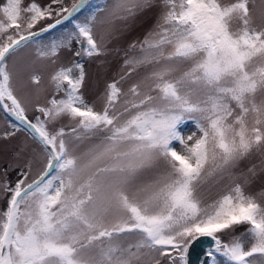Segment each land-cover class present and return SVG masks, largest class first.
<instances>
[{"label":"snow or ice","instance_id":"snow-or-ice-1","mask_svg":"<svg viewBox=\"0 0 264 264\" xmlns=\"http://www.w3.org/2000/svg\"><path fill=\"white\" fill-rule=\"evenodd\" d=\"M161 3L168 8L161 23L129 46L140 55L127 57L122 74L106 82L102 110L81 93L82 59L51 76L63 95L45 103L34 66L55 62L74 42L76 58L105 55L117 22L135 19L155 0L0 3V110L15 121L7 119L0 139L26 136L3 169L7 177L23 161L19 178L0 182L10 194L0 212V264H189L201 238L210 241L202 264L264 257V207L241 184L208 203L200 195L264 149V102L255 101L264 90V28L251 26L248 0ZM235 19L242 22L236 31ZM66 23L71 28L55 34ZM42 34L50 35L46 43ZM133 76L127 89L119 86ZM63 118L75 123L56 127ZM189 125L196 131L185 137ZM34 166L42 170L29 182ZM244 224L249 249L243 238L222 241L221 233Z\"/></svg>","mask_w":264,"mask_h":264},{"label":"rangeland","instance_id":"rangeland-1","mask_svg":"<svg viewBox=\"0 0 264 264\" xmlns=\"http://www.w3.org/2000/svg\"><path fill=\"white\" fill-rule=\"evenodd\" d=\"M4 0H0V3ZM36 3L41 6L50 3V0H35ZM65 4L70 6L72 0H64ZM94 3L103 2V0H93ZM110 2V0H109ZM179 3V0H176ZM222 6H228L231 3L237 2V0H218ZM30 3V0H23V4L26 6ZM154 7L140 13L133 20L127 22H117L116 28L118 34L115 37L106 38V52L105 55L100 57H81L76 58L73 56V52L76 50L75 42L73 43L72 51L67 49L61 50L59 55L54 58L55 62L52 60H41L34 66L35 74L41 77V87L44 89L43 93L39 97L41 103H45L47 99L51 98L54 94L57 98H60L63 93H56L55 85L51 81V76L60 68L68 67L76 59H82L84 62V70L86 73L85 81L83 87L81 88V93L87 103L94 105L96 110H102L103 100L100 98L101 94L104 92L106 82H110L113 79H117L119 75L122 74V65L124 60L130 56L140 55L139 48H129L134 42L139 45L146 35L153 31L156 26L161 23L163 13L168 10L167 5H162L161 0H155ZM248 7L251 16V26L257 28L258 30L264 28V0H248ZM55 17L52 19H46L43 22L36 25L33 29L38 30L45 27L49 23L54 22ZM231 27L234 31L239 30L242 27V22L239 19L232 21ZM71 28V24L66 23L63 27L58 26L55 30V34H59L61 31H66ZM95 38L100 40V30L98 29L95 33ZM154 39L157 37H153ZM50 39L49 34H42L40 37L41 42L46 43ZM253 67L260 66L259 63H254ZM126 71V69H124ZM144 69H141L142 73ZM137 76H133L130 80L122 82L119 86L122 89H127L128 85ZM19 94V93H18ZM35 99V98H33ZM255 101L257 104L264 102V90H258L255 94ZM27 107V115L29 119H34L37 115L31 106ZM7 119L13 118L7 117ZM6 119V113L0 110V133H3L8 129V123ZM75 121H70L67 118H63L55 122L56 127H68L74 124ZM53 125H49L50 129ZM183 135L187 137L191 132L196 131L194 127L189 125L186 128H182ZM197 135L199 133L197 132ZM26 139L24 133H17L14 138H9L7 140L0 139V182L7 179L11 184H15L18 177V172L20 167H23V161H20V167H13L8 169L7 177L3 176V169L7 166L8 162L13 159V153L19 143ZM31 143L30 140L27 141ZM177 150L180 151V145H176ZM254 168L255 175L249 172V169ZM27 171V169H25ZM42 170L39 167L34 166L31 173L28 176V181L35 179L39 171ZM247 180V182H246ZM236 183L241 184L245 191V194L252 195L257 202L264 207V149L260 152L253 151L249 156L242 159L238 164L232 169V176H225V178L219 183L213 185L212 187L205 186L200 195L206 203L217 199L219 196L225 194L230 187H234ZM10 195V194H8ZM8 195H5L2 190H0V212H2L7 203ZM248 228L247 224L235 226L232 230H226L221 233V239L224 242H230L231 238H243L245 250L249 249L252 241L247 237L243 236ZM250 260H256L257 264H260L264 257H260L258 254L254 257L249 258ZM164 264V261H161Z\"/></svg>","mask_w":264,"mask_h":264},{"label":"water","instance_id":"water-1","mask_svg":"<svg viewBox=\"0 0 264 264\" xmlns=\"http://www.w3.org/2000/svg\"><path fill=\"white\" fill-rule=\"evenodd\" d=\"M208 243L210 241L205 238H201L199 241L193 243L189 249V264H202V261L205 259L204 251Z\"/></svg>","mask_w":264,"mask_h":264},{"label":"trees","instance_id":"trees-1","mask_svg":"<svg viewBox=\"0 0 264 264\" xmlns=\"http://www.w3.org/2000/svg\"><path fill=\"white\" fill-rule=\"evenodd\" d=\"M100 3H102V2H99V3H96V4H100ZM76 73H74V75H75ZM84 97V96H83ZM14 119V118H13ZM182 132H183V130H182Z\"/></svg>","mask_w":264,"mask_h":264}]
</instances>
